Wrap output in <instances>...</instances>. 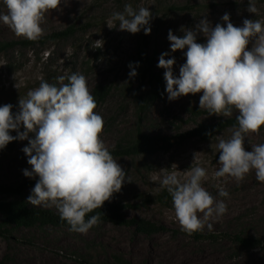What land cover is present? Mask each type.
I'll use <instances>...</instances> for the list:
<instances>
[{
  "label": "rangeland",
  "instance_id": "obj_1",
  "mask_svg": "<svg viewBox=\"0 0 264 264\" xmlns=\"http://www.w3.org/2000/svg\"><path fill=\"white\" fill-rule=\"evenodd\" d=\"M134 9L149 7L153 14L150 49L156 54V66L162 53L175 58L174 76L186 62L184 50L171 52L168 31L182 37L180 30L193 28L206 18L215 26L224 24L221 17L230 14L234 26H242L244 19H258L264 23V0H255L257 12L247 11L248 0H62L59 9L46 14L41 37L62 31L74 25L72 36L59 40L49 39L33 46L16 45L0 54V106L12 104L18 109L19 97H26L29 90L41 81L58 84L57 78L72 73L86 77L90 92L101 86L111 87L103 101H96L95 109L105 121L102 139L109 149L118 143L129 141L139 125L136 77L129 79L128 65L135 63L134 52L139 33L131 34L118 28L110 29L106 21L113 12H122L125 4ZM170 5L191 8L172 10ZM7 9L0 0V13ZM226 26V25H224ZM7 26L0 22V39L18 40ZM198 43H205L202 34ZM165 72V69L157 66ZM67 83V80H65ZM17 84V87L15 86ZM202 93L181 96L175 101L158 100L143 114L142 130L151 135L176 136L202 122H213L222 116L208 112L196 113ZM238 114V111L232 115ZM23 130V128H21ZM232 128L218 133L211 140L197 137L176 142L169 150L152 155L114 157L126 172L127 179L119 193L110 201L130 204L125 214L128 218L146 219L165 226L155 234L140 233L135 227L102 222L86 234L67 228H20L8 238L0 236V262L7 264H264V183L258 182L255 173L243 181L234 178H214L219 169V153L211 145L217 137L228 138ZM31 135V134H30ZM264 143V128L259 134L249 133L245 147ZM27 140L15 143L0 163V183L14 185L27 178L24 169H30L22 148ZM195 156V160H194ZM207 169L208 179L203 186L218 201L223 200L227 212L219 219L210 220L211 230L188 235L175 220L172 200H160L166 190L160 187L161 170L186 171L197 164ZM175 164L177 167H171ZM217 185L229 193L219 196ZM34 186H29L23 196L0 194V201L21 197L27 201ZM28 202V201H27ZM29 203V202H28ZM32 206L31 204H29ZM36 208H47L33 206ZM54 208V207H52ZM202 217V214H200ZM238 235L253 237L257 246H244ZM120 257V259L118 258ZM122 260H125L124 263Z\"/></svg>",
  "mask_w": 264,
  "mask_h": 264
},
{
  "label": "clouds",
  "instance_id": "obj_2",
  "mask_svg": "<svg viewBox=\"0 0 264 264\" xmlns=\"http://www.w3.org/2000/svg\"><path fill=\"white\" fill-rule=\"evenodd\" d=\"M2 2L7 12L0 13V22L18 37L33 41L44 33L46 14L62 4V0ZM247 11L257 12L255 0H248ZM152 19L149 7L134 9L129 3L122 12H113L106 23L112 29L118 21L121 31L137 34L143 30L149 35ZM221 20L224 24L213 26L204 16L193 28L181 26L182 37L170 29L171 52L187 49L186 62L178 77L173 73L176 60L166 59L168 52L160 55L157 66L165 69L169 101L202 93L199 107L209 116L229 117L234 109L238 111L230 137H217V143L211 145L219 153L220 166L213 177L227 176L239 182L254 172L256 180L264 183V143L251 145L250 151L245 147L246 136L259 134L264 127V23L244 19L242 26H234L229 13ZM199 34L205 43L197 42ZM128 67L129 79L135 78L139 62H130ZM57 80L59 86L42 80L26 97H19L16 112L10 103L0 106V150L10 142L27 140L22 152L31 170L24 169L23 175L36 179L27 201L32 206L54 207L71 231L86 234L100 222L99 215L87 220L86 215L119 193L127 176L102 139L105 121L95 111L98 105L86 77L72 73ZM160 170V187L170 194L175 220L188 235L203 231L205 226L211 230L209 221L227 212L224 201H218L203 186L208 173L199 163L183 172ZM217 187L219 196H229L222 186Z\"/></svg>",
  "mask_w": 264,
  "mask_h": 264
},
{
  "label": "trees",
  "instance_id": "obj_3",
  "mask_svg": "<svg viewBox=\"0 0 264 264\" xmlns=\"http://www.w3.org/2000/svg\"><path fill=\"white\" fill-rule=\"evenodd\" d=\"M187 6L170 5L172 10L184 9ZM191 8V7H187ZM76 27L71 25L62 31H56L50 35L40 37L33 41L26 38L18 40H2L0 39V54L15 47L16 45L33 46L36 44H44L49 39L59 40L72 36L76 32ZM156 54L150 49V34L145 35L143 30L139 32V37L134 52L135 62H139V67L136 69V81L138 86L136 89V100L138 107L139 125L133 137L126 142H120L118 145L109 149L113 157L129 156L134 157L138 155H152L161 150L171 149L176 142L184 141L187 138L197 137L203 140H211L218 133L223 132L233 125L237 124L236 117L238 114L229 117L222 116L220 119L213 122H202L190 130L178 134L176 136H162L151 135L142 130L141 123L143 121V114L152 104L158 100H164L167 96L165 91L166 81L164 73L157 69ZM111 87L97 86L94 89L93 96L96 101H103L110 94ZM236 112L237 110H233ZM196 113L208 112L206 109L197 108ZM262 127L261 129H263ZM211 133V135H206ZM15 136L17 133H11ZM17 141L10 142L6 148L0 150V163L5 156L9 154ZM38 179V178H37ZM36 179H28L19 182L18 184L8 185L0 183V194L23 196L26 188L35 186ZM160 200H172L167 190L160 194ZM130 204L122 202L108 201L105 202L102 208H98L91 213H88L85 219H89L93 215H99L100 222H110L115 225L135 227L140 233L155 234L165 230V226L152 222L146 219L128 218L125 214L126 209ZM45 228L52 227L54 229L67 228L70 225L64 220H61L58 211L55 208H36L30 206L24 199L2 200L0 201V236L8 238L11 234L20 228ZM236 238L247 247L257 246L258 243L253 237H246L238 235ZM120 259V257H118ZM121 260V259H120ZM124 263L125 260H122ZM0 264H7L5 261ZM90 264V263H89Z\"/></svg>",
  "mask_w": 264,
  "mask_h": 264
}]
</instances>
